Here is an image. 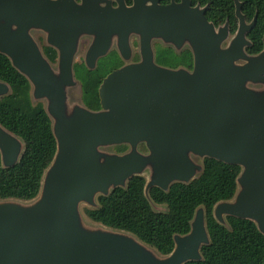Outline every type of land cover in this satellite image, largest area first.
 <instances>
[{
	"label": "water",
	"instance_id": "obj_1",
	"mask_svg": "<svg viewBox=\"0 0 264 264\" xmlns=\"http://www.w3.org/2000/svg\"><path fill=\"white\" fill-rule=\"evenodd\" d=\"M235 1L239 27L233 36L226 26L216 29L207 23L206 31L188 39L195 45L193 69L145 58L125 65L103 80L101 108L92 109L75 94L80 80L75 79L73 60L65 56L66 49L77 48L76 29L62 32L61 11L60 19L55 16L57 25L53 18L62 32L57 66L35 36L47 31L48 5L55 10L60 0H0V53L29 80L32 102H43L57 141L37 197L0 199V264L202 260V247L211 244L203 206L196 209L190 231L175 234L168 254L131 231L89 221L85 208H99L100 196L126 189L139 175L146 179L144 191L153 209L167 211L168 205L153 201L150 189L169 191L174 183L189 184L202 174L205 158L240 166L235 195L214 205L216 220L230 228L229 216L250 219L264 234V47L256 54L247 51L257 14L249 22L242 2ZM188 4L182 0L165 6L170 38L178 7L181 22L189 19L186 10L199 11ZM183 34L189 37L188 31ZM11 91L0 79V99ZM118 145L128 148L120 152ZM24 149V140L0 122L3 166H15Z\"/></svg>",
	"mask_w": 264,
	"mask_h": 264
},
{
	"label": "trees",
	"instance_id": "obj_2",
	"mask_svg": "<svg viewBox=\"0 0 264 264\" xmlns=\"http://www.w3.org/2000/svg\"><path fill=\"white\" fill-rule=\"evenodd\" d=\"M210 1L213 18L219 8L227 10L231 18L234 16L233 0ZM242 1L248 20L258 12L257 22L248 35L252 42L248 51L256 54L264 47V0ZM0 79L12 89L9 95L0 99V122L25 142L23 154L15 166L4 167L0 153V199L32 200L39 194L44 172L57 150L52 122L43 102H32L27 77L2 53ZM82 81L84 102L91 108H98L100 80ZM127 148V145H118L116 150L123 152ZM239 173V165L205 158L202 174L189 184L174 183L169 191L159 187L150 189L153 201L168 205L167 211L153 209L144 191L146 179L136 175L129 180L126 189L117 187L109 196H100V207H86L85 212L93 221L131 231L162 254H168L175 246V234L189 232L196 209L203 206L211 244L202 247V260L186 264H264V234L255 222L229 216L228 228L213 214L218 201L235 195Z\"/></svg>",
	"mask_w": 264,
	"mask_h": 264
},
{
	"label": "flooded vegetation",
	"instance_id": "obj_3",
	"mask_svg": "<svg viewBox=\"0 0 264 264\" xmlns=\"http://www.w3.org/2000/svg\"><path fill=\"white\" fill-rule=\"evenodd\" d=\"M233 1L232 18L224 8L216 9L217 16L213 18L212 1L189 0L188 5L198 8L199 11L186 10L184 14L189 19L181 22V11L178 7L173 15L174 30L170 38L171 35H168L171 33L168 26L170 19H165L164 8L171 4L178 6L182 0H60V5L56 6L55 10L52 5H48L47 31H36L35 36L45 56L57 66L63 53L61 33L76 29L77 48L72 46L66 49L65 56L73 60L74 75L75 79L80 80L79 90L82 99L84 95L82 79L100 80L99 107L92 108L100 109V85L113 71L125 65L138 63L145 58L165 67L193 69L196 61L195 45L191 46L188 39L190 41L196 39L193 32L206 31L207 23H212L216 29L226 26L229 36H233L239 27L237 5L236 1ZM240 1L243 12L244 2ZM184 8H187V4ZM59 11L64 21L61 33L59 28L54 26L58 24L55 16L60 19ZM256 14L258 18V12ZM253 18L247 20L250 22ZM186 26H189V30ZM187 31L189 37L183 34ZM224 43L226 45L228 41ZM250 47H247V51ZM143 146L146 150L144 144L140 146L141 149Z\"/></svg>",
	"mask_w": 264,
	"mask_h": 264
},
{
	"label": "rangeland",
	"instance_id": "obj_4",
	"mask_svg": "<svg viewBox=\"0 0 264 264\" xmlns=\"http://www.w3.org/2000/svg\"><path fill=\"white\" fill-rule=\"evenodd\" d=\"M40 42L43 44V41L40 40ZM75 94L79 96V95H80V90L76 88V89H75ZM85 206H86V205H83L82 208L84 209ZM88 220H89V221H92L91 218H89V217H88Z\"/></svg>",
	"mask_w": 264,
	"mask_h": 264
}]
</instances>
